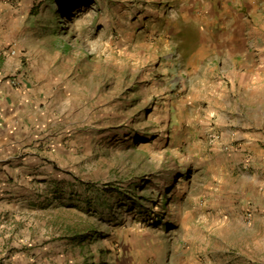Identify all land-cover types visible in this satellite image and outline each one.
<instances>
[{"label":"rangeland","instance_id":"obj_1","mask_svg":"<svg viewBox=\"0 0 264 264\" xmlns=\"http://www.w3.org/2000/svg\"><path fill=\"white\" fill-rule=\"evenodd\" d=\"M2 1L19 25L7 77L31 83L37 120L25 192L0 212V264H264V213L241 191L244 157L220 121L258 90L233 86L218 50L175 48L214 34L208 11ZM222 136L224 151L212 146ZM256 152H241L249 169Z\"/></svg>","mask_w":264,"mask_h":264},{"label":"crops","instance_id":"obj_2","mask_svg":"<svg viewBox=\"0 0 264 264\" xmlns=\"http://www.w3.org/2000/svg\"><path fill=\"white\" fill-rule=\"evenodd\" d=\"M186 3L187 0L176 3L174 9L182 16L196 15L203 18L208 11L214 19V34L208 38L202 35L196 40L195 33L186 34L178 38L175 48L182 53H187L184 51L187 48L195 49V46L197 49L207 47L214 52L218 50L219 55L227 59L231 84L258 90L252 96L243 97L234 115L222 113L220 121L225 125V130L235 134L238 140L235 148L244 157H239L237 161V181L241 191H244L247 199L254 198L259 210L264 213V0H211L206 4L198 1L196 5L193 1L191 5ZM13 11L10 3L0 0V212L2 207L9 206V202L15 201L25 192L19 186V176L27 174L30 179L33 166L31 153L35 151L33 130L37 111L33 110V88L21 75L18 86L7 77L20 67L21 61L16 50L12 53L13 47L4 50V46L10 42H15L12 45L14 47L19 45V25ZM194 25H190L193 30ZM184 30H187V26ZM249 39L255 41L253 49L249 48ZM173 45L167 49H172ZM212 146L221 151L228 147L223 136L221 140H215ZM250 149L257 151L252 169L247 167L245 153H241ZM22 150L28 151L29 155L23 157ZM236 154L228 153L230 160Z\"/></svg>","mask_w":264,"mask_h":264},{"label":"built area","instance_id":"obj_3","mask_svg":"<svg viewBox=\"0 0 264 264\" xmlns=\"http://www.w3.org/2000/svg\"><path fill=\"white\" fill-rule=\"evenodd\" d=\"M12 53H15V49H14V50H12ZM213 137H216V135H215V134H213Z\"/></svg>","mask_w":264,"mask_h":264}]
</instances>
